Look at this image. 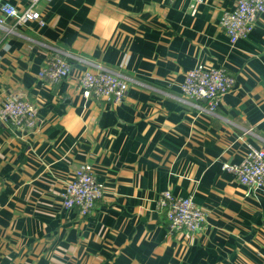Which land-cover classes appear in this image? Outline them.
<instances>
[{
    "label": "crops",
    "instance_id": "crops-1",
    "mask_svg": "<svg viewBox=\"0 0 264 264\" xmlns=\"http://www.w3.org/2000/svg\"><path fill=\"white\" fill-rule=\"evenodd\" d=\"M237 1L52 0L43 25L15 27L3 7L29 0H0L15 28H0V102L19 92L38 109L35 129L0 121V264H264V187L223 168L264 150V15L230 44L221 20ZM43 44L120 71L125 100L86 98L79 78L96 69L75 61L67 79L42 80ZM199 65L237 80L214 112L181 91ZM83 165L104 188L88 217L62 197ZM168 190L206 213L199 234L170 229Z\"/></svg>",
    "mask_w": 264,
    "mask_h": 264
},
{
    "label": "built area",
    "instance_id": "built-area-1",
    "mask_svg": "<svg viewBox=\"0 0 264 264\" xmlns=\"http://www.w3.org/2000/svg\"><path fill=\"white\" fill-rule=\"evenodd\" d=\"M50 1L52 0H29V6L23 11H18L10 5H5L2 10L5 18L15 19V27L23 26L31 21H37L43 25L38 5L41 2ZM261 15H264V0H238L233 10L225 11L221 26L230 44L236 45L239 41L246 39ZM4 20L0 19V28L8 33L14 32L15 28H7ZM43 45L48 50V56L39 73L42 80L55 84L67 79L71 75L72 61H75L96 69L95 72L84 71L79 78V86L86 98L113 104H121L125 100L131 79L120 71L94 64L58 46ZM236 85V78L227 70L199 65L187 73L181 84V91L186 102L206 99L209 102V111L214 112L220 99ZM0 121L35 129L38 125V109L22 93H13L0 102ZM246 132L250 133V130ZM223 168L233 173L240 184L252 190H260L264 187L263 149L248 145L246 156L241 163L225 164ZM103 194V185L98 182L93 167L83 165L74 172L72 179L66 184L62 194L63 206L66 209H77L81 216L88 217L96 211ZM158 203L166 212L171 230L196 235L204 229L206 213L196 204L193 197H179L168 190L161 194Z\"/></svg>",
    "mask_w": 264,
    "mask_h": 264
}]
</instances>
